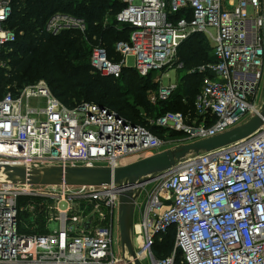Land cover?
<instances>
[{"label": "built area", "instance_id": "2783aa9c", "mask_svg": "<svg viewBox=\"0 0 264 264\" xmlns=\"http://www.w3.org/2000/svg\"><path fill=\"white\" fill-rule=\"evenodd\" d=\"M120 25L129 41L116 43L117 61L101 43L91 65L120 77L133 56L142 77L160 72L157 89L169 98L179 83L163 84L171 70L203 77L196 115L166 112L134 124L95 102L66 106L45 80L0 98V264H128L119 236L120 194L141 187L136 200L134 244L143 264H264V124L228 146L189 155L151 180L116 184L40 185L4 178V166L116 167L177 145L206 139L259 112L264 79V0H123ZM12 0H0V67L4 47L15 41L7 27ZM122 23V24H121ZM86 31L84 19L55 13L46 23L54 35ZM203 33L214 61L185 69L181 44ZM182 133L164 138L152 127ZM88 223V225H87ZM118 227V254L114 227ZM175 227V250L156 258L155 242ZM132 261L134 258L131 257Z\"/></svg>", "mask_w": 264, "mask_h": 264}, {"label": "trees", "instance_id": "16d2710c", "mask_svg": "<svg viewBox=\"0 0 264 264\" xmlns=\"http://www.w3.org/2000/svg\"><path fill=\"white\" fill-rule=\"evenodd\" d=\"M125 5L122 0H12L7 27L16 38L2 51L7 63L5 67H0V98L8 91L16 92L17 88L45 80L53 94L66 106L73 107L85 101L99 103L134 124L147 126L148 117L140 115L121 95L123 88L126 92L139 95L149 118L169 111L195 117L194 103L202 86L201 75H182L178 90L170 98L150 105L146 100L147 91L152 88L157 90L159 86L158 83L152 84L155 73L142 77L134 68L126 67L120 77H113L93 70L91 53L93 46L99 43L105 46L110 58L122 59V55L116 52V43L129 41L131 28L120 25L116 16ZM58 12L84 19L86 31L65 29L57 35L48 32L46 23ZM107 16L111 22L104 26ZM178 53L185 69L215 60L211 43L203 33H195L186 39ZM182 98L186 103L181 102ZM152 129L162 138L167 133L161 127ZM169 133L170 138L183 135L176 131ZM175 236V227L172 226L157 239L153 247L156 258L167 257L174 252ZM175 264H183L179 250Z\"/></svg>", "mask_w": 264, "mask_h": 264}, {"label": "water", "instance_id": "95a60500", "mask_svg": "<svg viewBox=\"0 0 264 264\" xmlns=\"http://www.w3.org/2000/svg\"><path fill=\"white\" fill-rule=\"evenodd\" d=\"M264 124V103L258 113L245 123L217 135L177 145L155 153L149 157L139 158L126 164L111 167L98 166H42L28 171L24 166H4V178L12 182H26L40 185H90L103 186L116 184L127 186L147 182L158 174L173 169L189 155L202 151L222 148L242 140ZM141 187L126 190L120 194L119 236L123 258L128 264H143L136 258L134 244L135 205ZM88 225V223H87ZM131 257L134 258L132 261Z\"/></svg>", "mask_w": 264, "mask_h": 264}, {"label": "rangeland", "instance_id": "374dc122", "mask_svg": "<svg viewBox=\"0 0 264 264\" xmlns=\"http://www.w3.org/2000/svg\"><path fill=\"white\" fill-rule=\"evenodd\" d=\"M139 0H136V3L138 2ZM111 22V20L109 19V17L107 16L106 18H105V20H104V26L105 25H108V23H110ZM122 24V23H121ZM78 30H80L79 28H78ZM81 31V30H80ZM127 65L128 66H130V67H132L133 65H134V58H133V56H128L127 57ZM155 74L153 75V80H152V84L153 83H159V82H157V78H158V74H160V72L157 70L156 72H154ZM186 73H185V70L184 69H182V70H171V71H168L167 72V75L166 76H164V81H163V84H166V85H168L169 83H181L180 82V77L182 76V75H185ZM39 81H42V80H39ZM38 81V82H39ZM48 84V83H47ZM159 86H158V89H160V86H161V83L160 84H158ZM125 88H123L122 90L123 91H121L122 93H121V95H123V97L125 98V99H127V100H129V102H131V104L133 105V108H135L139 113H140V115H142V116H144V117H148V118H146V120H149V116L147 115V113H146V110L144 109L145 107L143 106V105H145V103L143 102V101H141L140 100V98H139V95H137V94H135V93H130V92H126L125 90H124ZM178 90V89H177ZM176 90V91H177ZM147 93H148V97H147V102L150 104V105H154L158 100H165L164 98H162L161 97V95H160V93H158V91L156 90V89H148V91H147ZM175 93V92H174ZM259 93H260V98H259V103H258V105L259 106H262L263 105V103H264V79L262 80V82H261V86H260V91H259ZM173 95V94H172ZM171 95V96H172ZM170 96V97H171ZM169 97V98H170ZM168 99V98H167ZM139 101H141V102H139ZM181 102L184 104V103H186L185 102V99L184 98H182L181 99ZM141 103V104H140ZM172 106V105H171ZM173 108V107H172ZM179 112V111H178ZM166 133V132H165ZM167 135H170V133L169 132H167L166 133ZM169 138H170V136H168ZM178 138H180V137H176V139H178ZM131 159H135V158H130L128 161H132ZM119 226V225H118ZM114 237H115V240H114V247H115V252L118 254V245H119V243H118V240H117V238H118V227H117V225H115V227H114ZM173 248V247H172ZM145 264H150V262L148 261V260H146L145 261Z\"/></svg>", "mask_w": 264, "mask_h": 264}, {"label": "crops", "instance_id": "0c3cea01", "mask_svg": "<svg viewBox=\"0 0 264 264\" xmlns=\"http://www.w3.org/2000/svg\"><path fill=\"white\" fill-rule=\"evenodd\" d=\"M123 1V0H122ZM138 158H135L134 160H137ZM132 161H134L133 159H131ZM128 162H131V161H128ZM135 223L137 224L138 223V219L135 218Z\"/></svg>", "mask_w": 264, "mask_h": 264}]
</instances>
